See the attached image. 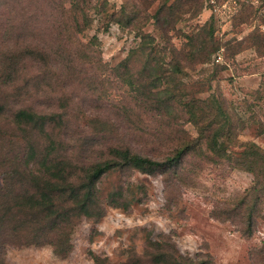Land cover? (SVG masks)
I'll use <instances>...</instances> for the list:
<instances>
[{
	"label": "rangeland",
	"instance_id": "1",
	"mask_svg": "<svg viewBox=\"0 0 264 264\" xmlns=\"http://www.w3.org/2000/svg\"><path fill=\"white\" fill-rule=\"evenodd\" d=\"M2 3L0 105L7 111H16L22 105L45 111L49 103L54 104L52 110L56 114H68L70 145L77 149L80 143L84 149L89 146L94 149L92 155L100 154L104 146L123 141L143 155L162 160L184 131L190 138L197 137V128L186 123V117L180 118L173 129L152 121L145 131L124 124L119 134L100 132L101 125L92 123L94 119H107L120 124V118L115 117L117 111L109 108L105 98L113 105L121 100L119 95L125 88L119 80H114V69L138 45L139 39L132 28L123 29L112 22L104 30L103 23L109 22L116 12L139 2L107 0L100 17L94 16L93 27L72 40L70 49L85 51L90 40L98 38L102 61L112 69L102 88L108 98L100 94V71L97 75L88 65L55 63L54 52L58 49L55 37L61 33L66 38L67 32L57 28V23L65 18L62 12L52 11V0H2ZM203 3L204 10L198 19L179 23L177 29L181 33H171L173 45L180 48L183 35L211 17L215 19L216 38L221 43L243 41V45L242 49L219 51L213 58L215 65H199L188 70L185 81L189 99L204 100L218 95L234 120L239 141L255 143L264 151V56L262 45L250 42L254 33H264V6L259 0H204ZM158 6V2L154 3L148 14L154 15ZM153 23L144 32L151 33L164 47L166 43ZM235 52L238 54L233 55ZM216 65L227 68L220 70ZM42 78L47 83L44 94L37 92ZM12 83H15L12 88L4 86ZM41 101L43 107L39 106ZM61 105L67 109L60 110ZM30 138L34 139L32 134L24 135L0 122V173L22 163V152ZM240 152V147L232 148L227 158L220 159L202 147L201 152L189 155L178 169L164 173L113 171L100 181V198L105 205L116 199L118 206H105V215L100 220L80 219L66 256L56 255L50 245L25 246L23 242L6 239L0 247V264H133L136 261L139 264L138 259L145 255L149 242L156 240L168 242L178 256L198 262L264 264V256L259 254L264 251V205L250 238L244 234L242 216L226 220L221 214L253 184V175L239 164ZM120 192L124 198H114ZM136 198L141 202L134 201Z\"/></svg>",
	"mask_w": 264,
	"mask_h": 264
},
{
	"label": "trees",
	"instance_id": "2",
	"mask_svg": "<svg viewBox=\"0 0 264 264\" xmlns=\"http://www.w3.org/2000/svg\"><path fill=\"white\" fill-rule=\"evenodd\" d=\"M52 1V11L62 12L65 18L57 23V28L67 32L66 38L65 35L61 37V33L55 37L58 48L54 52L55 63L71 66L77 63L88 65L96 74L100 71V94L106 96L102 88L107 73L110 75L112 69H108L102 61L98 38H92L85 51L70 48L76 35L93 27L94 16L100 17L107 0ZM136 1L139 4L123 8L109 22L103 23L104 30H108L112 22L123 29L132 28L139 39L138 45L114 69V80H119L125 88L124 93L119 95L121 100L113 105L105 98L109 108L117 111L118 116L115 117L116 120L120 118V124L107 119H94L92 123L101 125L100 132L119 134L124 124L145 131L152 121L160 127L168 125L173 129L180 118L186 117L185 122L197 128V137L190 138L184 131L176 138L170 154L162 160L143 155L123 141L104 146L100 154L92 155L94 149L89 146L84 149L80 143L77 149L70 145L72 137L68 114H56L52 110L54 104L49 103L45 111L22 105L13 112L0 105V122L24 135L32 134L34 138L28 140L27 148L22 152V163L17 168L10 167L8 172L0 173V247L4 245V240L12 239L23 242L25 246L50 245L56 255L66 256L71 250V235L78 221L82 218L100 220L105 215V206H118L114 198H124L120 192L111 197L114 202L105 205L101 200L99 184L106 175L113 171L131 170L156 175L178 169L189 155L201 152L202 147L220 159L227 158L232 148H241L239 164L253 175V184L244 195L233 199L229 209L222 210L221 214L226 220L242 216L246 226L244 234L247 238L252 237L256 218L261 215L264 205V151L255 143L239 141L234 120L218 95L204 100L189 99L185 81L188 70H194L199 65H215L213 58L219 51L240 49L243 41L221 43L216 38L215 19L211 17L205 24L184 34L182 45L178 48L172 43L171 33L180 32L177 29L179 23L198 19L204 10V0H176L174 3L169 0ZM259 1L264 6V0ZM157 2V10L150 16L148 9ZM3 7L4 3L0 0V20L4 16ZM151 22L166 43L164 47L155 36L144 32ZM250 39L254 45H262L264 56V33L258 31ZM236 54L238 52L233 55ZM39 55L43 59L42 53ZM216 68L225 70L227 66L216 65ZM14 84L4 86L12 88ZM46 85L42 78L37 92L44 94ZM19 92L26 95L23 90ZM44 105L43 101L39 103L40 107ZM59 108L65 111L67 106ZM136 200L141 202V199ZM216 217L221 218V215ZM259 254L264 256L263 249ZM144 261L147 264H209L178 256L172 245L157 240L150 241L145 255L138 259L139 264H145Z\"/></svg>",
	"mask_w": 264,
	"mask_h": 264
}]
</instances>
